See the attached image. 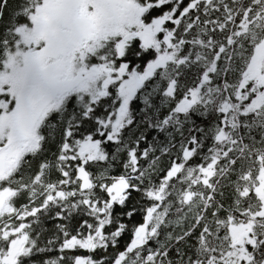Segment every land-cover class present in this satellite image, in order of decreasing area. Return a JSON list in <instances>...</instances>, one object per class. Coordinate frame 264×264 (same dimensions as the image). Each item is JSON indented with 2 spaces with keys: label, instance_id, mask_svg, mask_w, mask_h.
I'll return each mask as SVG.
<instances>
[{
  "label": "snow or ice",
  "instance_id": "snow-or-ice-1",
  "mask_svg": "<svg viewBox=\"0 0 264 264\" xmlns=\"http://www.w3.org/2000/svg\"><path fill=\"white\" fill-rule=\"evenodd\" d=\"M0 264H264V0H0Z\"/></svg>",
  "mask_w": 264,
  "mask_h": 264
}]
</instances>
